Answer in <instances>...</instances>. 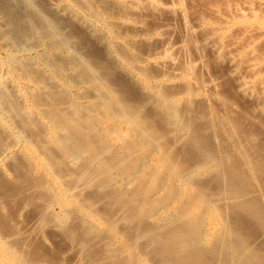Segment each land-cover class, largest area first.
<instances>
[{
  "label": "bare ground",
  "instance_id": "6f19581e",
  "mask_svg": "<svg viewBox=\"0 0 264 264\" xmlns=\"http://www.w3.org/2000/svg\"><path fill=\"white\" fill-rule=\"evenodd\" d=\"M123 1L133 6L138 0ZM222 2L223 11L216 4L210 10L219 16V25L198 21L193 29L210 50L227 55L239 91L253 96L258 90L264 96V76L253 90L254 82L246 81L239 68L243 50L232 41L224 43L225 31L237 21L244 36L263 41L264 0ZM43 7L37 0H0V39L10 56L20 57L19 79L27 82L24 92L14 90L15 98L0 87V168L14 148L24 145L20 158H34L46 174L33 176V165H23L13 154L18 187L0 178L2 206L9 195L32 190L16 205L33 207L38 231L45 237L48 226L58 229L87 264H264V148L255 144L260 135L243 132L233 113L193 111L194 89L185 83L183 99L166 96L162 89L142 96L105 51ZM182 8L177 10L184 13ZM107 22L111 32H119L117 22ZM248 37L241 41L252 43ZM254 60L245 62L247 69L264 75V63ZM4 74L10 86H19L20 80ZM192 84L195 88V80ZM26 96L33 103L26 104ZM181 100L185 109H180ZM50 133L54 138H48ZM7 223L0 217V264L54 263V257L40 255L43 248L7 242Z\"/></svg>",
  "mask_w": 264,
  "mask_h": 264
},
{
  "label": "rangeland",
  "instance_id": "374dc122",
  "mask_svg": "<svg viewBox=\"0 0 264 264\" xmlns=\"http://www.w3.org/2000/svg\"><path fill=\"white\" fill-rule=\"evenodd\" d=\"M37 1H40L44 4L45 10H47L46 12H48L50 16L52 15L58 20H63L65 21V23L67 24L69 23L68 25H71L73 28L75 27V29L82 31L89 38L91 44H93L96 48L105 51L106 52L105 56L113 63H117L118 72L123 74L128 81H130L133 85H135L142 96L147 98L149 95L151 96V94H153L156 90L162 89V92L166 96L168 95L169 97H171L175 95L182 97L183 95L182 93L186 92L187 89L186 85H187L189 86L190 90L191 88L194 89V93H195L194 96L191 97L192 99L190 98L191 101L189 103V105L191 104L190 107L191 109H193V111L207 112L210 109H214L216 110V112H218V114L220 113V116L221 115L225 116V113H229V114L233 113L232 117L234 119L235 118L237 119V123L240 124V128L243 130V132L245 131L246 132L248 131V133L254 132L256 133V135L257 133L258 136L260 135L259 141H255V144L259 142L258 144L261 145V148H264V144H263L264 143V113L261 105L262 102H264L263 100L264 98L260 99L261 97L264 96L258 95L262 93L260 92L257 93L258 90H255L256 86L258 89L259 86L258 81H260L259 79L263 78L264 75H262L263 73H260L261 70L259 71V69L257 68L254 71H252V69L249 68L247 69L246 67L247 62L254 60L253 57H251L252 55L256 56V59L259 58V60L256 59L254 60L257 61V64L260 65L264 63V57H263L264 39L263 41L260 40L259 42L258 41L252 42V40L248 36H244V34L241 33V29L240 30L238 29V26L242 25L240 21H237L236 23L233 22L224 33L225 34L224 37L226 39V40L224 39L225 40L224 43L226 45H228V43L232 41L231 44L234 43L236 46L240 47L243 50L244 60L248 58L252 59L250 61L249 60L245 61L246 63L243 60L244 65L242 64L243 62H241L239 66V68L242 69V73L245 74V76L244 74H242V77L244 76L245 80L247 78L246 81L251 80L252 82H254L253 90L255 91H254V95L251 96L248 93L246 94L244 92L239 91L240 89L237 88L238 81H236V79L233 77L234 76L233 73L230 72L231 69L229 67V64L227 63V58H226L227 55L225 57L224 51L220 50L222 52L221 53L220 51H216L214 48L210 50L212 46L209 47V45L203 43L204 42L203 39L201 40L203 36L201 32L198 31L197 33V31L193 29L194 24H196L195 22L198 21H203L207 24L219 25L220 21H217L219 19L218 18L219 16L216 13L211 12L210 10H212L211 7L213 6V4L214 5L216 4L215 6L217 8H220L221 11H223L225 9L223 8L225 7L223 5H226V3L224 2L223 4L222 0L221 1L220 0H175V1L155 0L154 3H151L150 0L147 1L138 0L139 2L137 1L136 2L137 4L135 3V5L133 4V6L132 4L125 5L123 3L124 2L123 0H58V2L56 3L58 5L55 6L52 5L53 4L52 0H37ZM171 2L172 3L174 2L173 3L174 6L171 5ZM175 3L177 4V6L175 5ZM156 5L159 6L160 9L159 7L157 8ZM217 5L220 7H218ZM57 6L61 8L59 7L57 8ZM62 7H64L63 10ZM73 7L77 10V13H75V15L72 14V12L74 13L75 11L73 10ZM179 7L181 8L183 7L182 11L184 13L179 12L177 10ZM103 12L105 14H108L107 18L100 17L104 15ZM101 13L103 15H101ZM98 15L100 18L98 17ZM123 18L126 19L123 20ZM128 18L129 20H127ZM108 20L117 22L116 25L118 27L117 30H119V32L117 31L116 33L115 30V34H114L113 32H111L112 30L111 31L109 30L108 27L109 24L107 22ZM130 20L133 21V23H131ZM183 21L185 22V26ZM106 23L108 24V26ZM128 25L131 27H129ZM232 26L235 28H233ZM138 27L139 29H137ZM162 28L165 30H160ZM190 28L191 30H193L192 33H190L191 32ZM185 31L187 32L185 33ZM120 32H123L124 34ZM183 33H185V35ZM240 33L242 34V36ZM116 36H118L119 39H117ZM247 37L249 38L248 40L249 41L251 40L250 42L252 43H248L247 40L241 41L242 39H247ZM187 39H189L188 42L186 41ZM124 40L130 43L127 44ZM240 41L241 43L243 42L244 43L241 44ZM2 43L4 44V42L0 39V77L1 76H5V77H3V79H0V87L4 89V92L7 95H10L12 98H15L16 89L18 88L20 89V92L21 90L24 92L23 88L27 85L26 84L27 82L23 81L22 83V78L21 80L19 79L20 78L19 75L22 76L21 74L22 72L19 73L20 71L19 67L17 68L18 65L17 63L19 62L20 57L17 56L16 54L10 56L9 54L11 51L5 48V46H3ZM125 43L127 45H125ZM178 45H180L181 47L180 48L176 47ZM248 45L249 47H247ZM126 46H128V48L131 47L130 48L131 50L128 49ZM246 47L248 49H244ZM182 48L185 49L183 50ZM180 49H182L183 52ZM248 50L250 52L252 50L251 52L252 55H250V57L248 56L251 53ZM109 52L110 54H108ZM54 53H58V51H54ZM246 53H248V55H246ZM9 56L11 57V59L9 58ZM198 57L199 60L197 59ZM261 57L263 58V60ZM245 67L247 70L244 69ZM17 69L19 71H17ZM186 69L189 70L186 71ZM5 71L7 72L9 78L13 80L18 79V81L20 80V82H18L19 85L18 87L16 88L15 86L12 87L13 86L12 83H11L12 86H10L9 84L10 81L6 79L7 76L6 74H4ZM173 71L179 72L178 78L173 75ZM250 74L252 76L254 74L256 78L253 79L254 77H252ZM187 75L188 77H186ZM192 77L194 79H192ZM144 78L148 79L147 83H145ZM207 79L213 82L210 83L209 80ZM194 80L196 82L195 88L194 85L192 84ZM7 81L9 83H7ZM150 83L151 85H149ZM212 83H214L216 87H214ZM201 84L204 87H197L198 85L200 86ZM210 84L212 86H210ZM23 85L24 87H22ZM197 88L200 90V92L201 90H203L206 95L202 93L203 91L200 93L198 90L197 92L195 90ZM205 89H209L208 90L209 93L206 92L207 90ZM183 90H185V92ZM210 94H212V96ZM219 96L221 98H219ZM183 97L180 99H183ZM213 98L215 100H213ZM15 100H19V98L16 97ZM30 100L31 99L30 98L28 99L27 97L26 104L33 103L30 102ZM20 101L24 103V100H20ZM181 103L182 104L180 105L181 106L180 109H185L186 106L184 100L183 102L181 100ZM258 110L262 111L261 114L260 111ZM239 112H241V114ZM155 113L158 114V112L156 111ZM254 120L256 121V123L254 122ZM48 138H54V134L50 133L48 135ZM10 142L14 143V141H11V139ZM16 143L17 142H15L14 144L16 145ZM18 145H20V143H18ZM14 149L12 151L14 156L19 157L18 159H20V162L23 161L22 159L24 158L22 155H24L23 151H26L27 149L26 146L20 145L16 147L15 150ZM12 155L10 156V158L4 161L5 166H2V169L0 168V178L3 179V181L6 182L7 184L9 183L8 186L12 185L14 187L15 186L18 187V184L16 183L17 176L15 175L14 171H12L11 169L12 167L11 162L13 160ZM20 157H22V159ZM153 159L155 161V158L151 157L150 162H153ZM28 160L30 162L29 165H33L34 171H31V174L33 176H38V175L41 176L45 174V172H43L44 169H41L40 166H39L40 168L37 167V162H35L34 158L33 159L28 158ZM23 162L22 164L25 165V162L27 161H23ZM255 189L257 190L256 187H253L252 190ZM256 190L255 192L259 191ZM32 193H33L32 190H26L20 196L9 195L8 199L5 200L6 208L2 206L0 200V217L1 219H6L8 220V222H10L9 225L7 223L9 227V231L7 232V235H5V237L7 238V242L12 244L14 243L17 244L18 242H20V244L26 243L27 245H30L32 247L38 246L39 248H41V250L43 248L42 250L43 253L42 254H40L39 252L38 253L40 255L48 254L50 255V257L51 256L54 257L53 259L55 261L53 264H87L85 263L86 261L84 262V259L82 257H79L80 250L76 248L75 245L73 247V245L69 244L62 237V235H60L61 232H59L58 229H54L53 227L48 226V228H46V233L48 234V236H45L46 238L44 237V235L41 234V232L38 231V228L35 227L38 221L36 217L37 215L35 216L36 213L35 214L33 213L34 216L31 215V213L34 210L33 207H24L23 205L21 206L16 205L17 203L22 204V201L27 197L31 196ZM262 193L263 194L261 197V203L264 202V198H263L264 192ZM76 194L77 193L74 192V195ZM1 196L2 195H0V198ZM98 206L101 207V204L99 203ZM2 229L3 228L0 227L1 234H2L1 232ZM64 240L67 243L64 242Z\"/></svg>",
  "mask_w": 264,
  "mask_h": 264
}]
</instances>
